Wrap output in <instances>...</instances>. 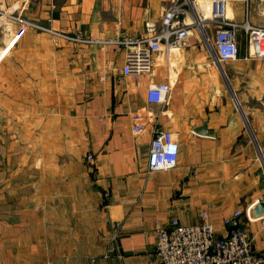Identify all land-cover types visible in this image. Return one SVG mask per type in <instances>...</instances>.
I'll use <instances>...</instances> for the list:
<instances>
[{
	"label": "crops",
	"instance_id": "0c3cea01",
	"mask_svg": "<svg viewBox=\"0 0 264 264\" xmlns=\"http://www.w3.org/2000/svg\"><path fill=\"white\" fill-rule=\"evenodd\" d=\"M171 1L0 5L59 34L107 40L141 35L144 22H159ZM229 11L237 25L246 16L264 27V1H231ZM15 31L0 20V264H159L154 221L197 223L206 210L223 233V216L264 198V106L243 104L224 84L222 65L195 30L188 47L156 54L151 72L137 78L122 74L121 46L33 28L14 38ZM236 49L233 61L255 58L246 57L239 28ZM158 85H166L164 100L149 95ZM133 113L143 124L136 136ZM202 124L208 133H195ZM158 131L177 142V162L147 171ZM261 219L264 213L253 221L241 216V227L264 256ZM112 235L117 256L106 253Z\"/></svg>",
	"mask_w": 264,
	"mask_h": 264
},
{
	"label": "built area",
	"instance_id": "2783aa9c",
	"mask_svg": "<svg viewBox=\"0 0 264 264\" xmlns=\"http://www.w3.org/2000/svg\"><path fill=\"white\" fill-rule=\"evenodd\" d=\"M231 1L247 3V0H206L204 7L207 12H203L201 8L196 9L191 0L189 7L185 6L187 4L185 0H172L159 22L151 20L144 22L141 35L122 34L107 40H87L97 44L107 43L123 47L121 72L134 78L151 72L156 54H167L170 50L188 47L193 30L206 42L218 66L237 58V28L241 29L245 36L246 57L264 59V27L252 25L246 16L239 25L233 23L229 16ZM0 20L5 21L9 26H16L14 38H17L24 29L33 28L44 29L52 35H60L76 41H87L79 33L72 37L42 28L1 5ZM211 28L212 41L207 36V30ZM149 91L152 93L149 95L156 100H164L166 85L152 86ZM130 122L131 134L136 136L143 128L142 118L138 113H133L130 115ZM178 151V144L171 135L158 131L148 144L146 170L159 171L173 168L177 162ZM85 159L91 160L92 155L87 153ZM263 199L259 195L243 210L234 209L223 216L221 218L223 233L215 232L206 210L200 211V221L197 223L182 224L175 217L169 218L166 224L154 221V251L159 264H264V256L253 251L250 237L241 227V216L248 221L262 218V216L253 218L250 208ZM260 226L264 227V219H261ZM117 251L116 237L112 235L106 253L117 256ZM90 264H95L94 258L90 259Z\"/></svg>",
	"mask_w": 264,
	"mask_h": 264
},
{
	"label": "rangeland",
	"instance_id": "374dc122",
	"mask_svg": "<svg viewBox=\"0 0 264 264\" xmlns=\"http://www.w3.org/2000/svg\"><path fill=\"white\" fill-rule=\"evenodd\" d=\"M197 2V0H195ZM187 4L185 6H190V0H185ZM204 5H201V9L203 12L205 11L206 7ZM212 35H213V29L211 28L209 31H207V36L209 40L212 41ZM243 62V63H242ZM222 69L225 73L220 72L219 68V75L226 85H230L235 88L236 93L238 95L239 100L243 98V104L258 107V106H264V59H256L252 58L248 61H241L236 60L229 63L222 64ZM228 77L230 79V82H228L225 77ZM235 96V100L233 98L234 104H239V100ZM236 105V104H235ZM263 117V116H262ZM261 123L264 124L262 119L260 118ZM13 130V129H11ZM16 131V132H15ZM14 134H17V129L13 130ZM252 134V133H251ZM28 136V134H26ZM25 148H32V145H25ZM263 197V196H262ZM264 200V199H263Z\"/></svg>",
	"mask_w": 264,
	"mask_h": 264
},
{
	"label": "water",
	"instance_id": "95a60500",
	"mask_svg": "<svg viewBox=\"0 0 264 264\" xmlns=\"http://www.w3.org/2000/svg\"><path fill=\"white\" fill-rule=\"evenodd\" d=\"M220 70H221V72L223 73V71H222V69H221V67H220ZM224 75V74H223ZM226 79V78H225ZM232 95H233V98H234V100H235V97H234V94L232 93ZM235 102V101H234ZM236 107L237 108H239V105H238V103H237V101H236ZM244 118V117H243ZM245 122H246V120H245ZM250 131V130H249ZM194 132L195 133H198V134H206V133H208L206 130H205V126H204V124H202L200 127H198V128H195V130H194ZM263 213H264V200H262V201H259L258 203H256V204H254L251 208H250V214H251V216L253 217V218H259V217H261L262 215H263Z\"/></svg>",
	"mask_w": 264,
	"mask_h": 264
},
{
	"label": "bare ground",
	"instance_id": "6f19581e",
	"mask_svg": "<svg viewBox=\"0 0 264 264\" xmlns=\"http://www.w3.org/2000/svg\"><path fill=\"white\" fill-rule=\"evenodd\" d=\"M205 2H206V0H197V2L195 1L194 4L196 6V9H197V7H200L202 3L204 5Z\"/></svg>",
	"mask_w": 264,
	"mask_h": 264
}]
</instances>
